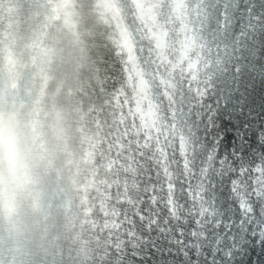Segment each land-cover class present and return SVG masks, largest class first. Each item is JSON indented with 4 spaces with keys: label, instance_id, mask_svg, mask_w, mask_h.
<instances>
[{
    "label": "snow or ice",
    "instance_id": "obj_1",
    "mask_svg": "<svg viewBox=\"0 0 264 264\" xmlns=\"http://www.w3.org/2000/svg\"><path fill=\"white\" fill-rule=\"evenodd\" d=\"M107 57L87 264H264V0H140Z\"/></svg>",
    "mask_w": 264,
    "mask_h": 264
},
{
    "label": "clouds",
    "instance_id": "obj_2",
    "mask_svg": "<svg viewBox=\"0 0 264 264\" xmlns=\"http://www.w3.org/2000/svg\"><path fill=\"white\" fill-rule=\"evenodd\" d=\"M74 3H54L55 27L0 51V264H47L72 222V100L85 64Z\"/></svg>",
    "mask_w": 264,
    "mask_h": 264
}]
</instances>
